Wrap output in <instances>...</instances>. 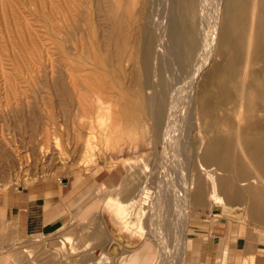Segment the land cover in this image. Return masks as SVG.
I'll use <instances>...</instances> for the list:
<instances>
[{"label":"rangeland","instance_id":"rangeland-1","mask_svg":"<svg viewBox=\"0 0 264 264\" xmlns=\"http://www.w3.org/2000/svg\"><path fill=\"white\" fill-rule=\"evenodd\" d=\"M161 1L163 3V0H155L153 6L155 7L153 12L157 15L161 12L159 9L162 5ZM201 1L204 4L206 3V0ZM209 1L212 2L206 3L205 6L202 2L198 4V0L190 1L193 10L192 14L187 16V21L191 27L190 44L180 47L181 52L178 49L177 53L176 45H169L164 53V59L160 63L161 74L170 80L171 84H169L173 85V89L184 85L189 72V66L185 64L181 66L182 62H194L197 58L204 61L208 54L206 47L210 39L211 29L209 28L212 26V7L214 6L212 3L214 0ZM241 1L225 0L223 8L225 20L235 11L237 15H244V7L239 5ZM246 1L248 5L251 2V0ZM127 2H131V18L136 14L139 0L136 2L137 5L134 4L133 0H123V4ZM257 2L256 19H259L260 16L264 20V0H257ZM206 5H208L207 8ZM202 8H205L204 12ZM109 9L119 13L124 10V7L117 5L115 0H0V62L7 63V69L11 74L7 83L5 81L3 83L2 80L5 79L1 78L0 75V86L3 85L2 88L0 87V162L2 161L0 164V203L5 200L6 195L16 189H24L25 191L36 184L52 183L57 188L67 185L65 197L68 201L74 202L75 206L89 205V210L84 211L90 219V222L86 221L87 225L94 223L95 231L104 227L111 235L112 244L109 251H106L108 254L101 250L97 255V258H100L99 264H119L123 261V264H125L126 260L129 257L132 258L134 254H137V257L139 255L140 262L138 264H144L141 253L146 246L150 249L146 264H155L158 250L151 234H149L151 224L149 218L138 216L137 211L139 208L135 203L136 199L133 201V204H135L131 203L132 205L127 209H124V205L120 203L140 184L144 175L143 167L146 163L151 164L154 149L161 151L160 145L153 147V133H151L153 127L149 122L147 112H141L145 122L144 126L139 125L134 120L139 112V101L141 99L136 93L124 89L131 79L136 78L135 71L141 74L144 73L145 69L146 76L143 79H147L148 82L152 80V75L150 74V66L146 64L143 66L140 61L132 65L126 59L131 44H133L132 32L128 33L127 40L121 44L124 46H122V50L118 52V55L112 54L111 49L114 43L109 46L110 43L105 39V30L108 26L106 15ZM247 14L249 15V13ZM69 17H73L72 22ZM130 18H124V21L129 23ZM61 29L66 32L67 40L64 42L61 41ZM229 29L230 25L227 20L224 30ZM238 29V33L233 32L228 35L229 43L224 40L219 45L221 47L232 45L237 52L236 54L240 56L243 47L239 46V38H245L246 31L243 27ZM258 29L260 30V26L257 21L255 32ZM153 33L155 42H168L164 27L156 32L153 29ZM205 37H207V40ZM87 41L89 44H86ZM252 45L258 53L257 57L251 55L252 58H258L261 62L256 65L255 70L249 75L246 82L242 84L241 79L236 78L229 86L236 101L244 96L245 101L255 107L258 129L254 130L252 135L263 136L264 32H260L258 36L255 35ZM61 47L64 48V51ZM12 48H15V50H12ZM203 49L205 53L201 51ZM14 51L19 56H15ZM10 52L13 53V56L10 55ZM37 55L38 57H36ZM58 57L60 58L58 59ZM13 58L14 60H12ZM28 59L31 61H28ZM61 59L70 64L73 62L77 66L79 65L77 76L81 81L78 80L77 88L68 92L67 95H63L61 92L62 84L59 75ZM212 59L221 62L223 56H213L210 60ZM202 60L200 61L203 62ZM20 61H22V64ZM111 62L117 65L115 75H112V68L109 67ZM24 68L29 71L28 75L22 74ZM15 78L21 81L19 86H15L17 85L14 81ZM56 79H59V81ZM52 84H55V86ZM17 87H19V90ZM7 89L10 90L12 95L9 94L10 92ZM19 91H21V94ZM9 95L12 97L9 98ZM95 96L100 100L98 103L100 107L108 108L110 111L111 118L106 122L96 121L97 106L99 105L95 103ZM3 99L7 100L9 105L4 106L3 104V107L1 104L4 101ZM14 102L15 104H13ZM78 102H81L84 108L82 105V109H78ZM123 110L129 114L128 125H125L121 119ZM80 112H82V115ZM178 121L177 123L182 124L181 126L184 127L185 120L181 118ZM141 126L142 128H140ZM217 134H227L232 138L235 137L234 131L225 132L218 128L204 135L202 147L206 139ZM117 135L120 136L118 139ZM190 139L193 143L198 142L199 136L196 127L191 129ZM87 142L88 144H86ZM197 147L195 145V148ZM233 149L239 151L238 147H233ZM139 155L141 156L138 158ZM240 156L247 165L250 175L254 176L253 170L246 163L243 156ZM226 174L230 176L231 173L227 172ZM203 176V174L200 175V178L205 182ZM150 190L149 188L147 192ZM52 192L51 194H53ZM206 192L205 194L208 197L204 195L203 206H190L191 208H189L186 248L189 249L195 235L204 232L203 230L206 229L205 226H200V223L217 222L221 225L218 226L219 229H225L227 234H238L240 239L246 240V250L252 255L248 259V264H264V223L255 220L250 215H248L249 217L246 215L245 220L243 214L240 217L233 214V211L242 213L243 210L245 212L248 203L242 205L237 203H212L208 199L210 193L208 185ZM144 204L145 202L143 207L146 206ZM115 206L118 208H115ZM122 213L123 215H121ZM0 217H4L3 212H0ZM129 222L131 223L129 224ZM252 222H254V225L257 224L254 226ZM89 231H92V228L86 227V232ZM131 244L133 246H130ZM238 244L241 246L244 242L240 241ZM186 256L188 258V253ZM253 256L257 257L258 262Z\"/></svg>","mask_w":264,"mask_h":264},{"label":"bare ground","instance_id":"bare-ground-1","mask_svg":"<svg viewBox=\"0 0 264 264\" xmlns=\"http://www.w3.org/2000/svg\"><path fill=\"white\" fill-rule=\"evenodd\" d=\"M190 1L191 0H163V3L162 1L160 2L162 5L161 8H159L161 12L159 11L160 14L157 15L153 12V9L155 8L153 7L155 4V0H139V5L137 7L135 6L137 5V0H133L135 4L134 6L136 7L137 11L136 14L130 18L131 2L123 4V0H115V3L119 6H123L124 10L118 13V11L113 12L109 9L106 15L108 26L105 30V39L108 43H110L109 46L113 45L112 43H114V45L112 46L113 50L111 49V51H113L112 54L116 56L118 55V52L121 51L122 46H124L121 44H123L127 40L128 33L132 32L133 44H131V49L126 59L132 65L140 61L143 66H145V64L150 66V74L152 75V80L148 82L147 79H143V77L146 76L145 69L144 73L142 72L141 74L135 71L134 73L136 75V78L131 79L124 89L136 93L137 96L141 99L139 101V112L137 116L134 117V120L139 125L144 126L145 122L141 112H147V117L153 127V132H151L153 133V137L151 136L154 141L153 147L160 145L161 151L154 149L155 151L152 155L153 159L151 164L146 163L143 167L144 175L140 184H138V187L132 193L126 196L120 203L124 205V209H127L133 204V201L136 199L135 203L139 208L137 211V214H139L138 216L141 218L144 216L145 218H149L151 223L149 227V234H151V237L158 250V256L155 264H186L188 247L186 248L185 243L189 208H191L190 206H203L205 201L204 195L205 197L207 196V194H205L207 185L209 186L210 190L208 199L211 200L212 203H237L241 205L243 203H248L245 212H243L242 209V213L240 211L235 212L232 210L234 216L239 215L240 217V215L243 214V217L246 220V217L250 215L255 220H259L264 223V135H252L253 131L258 129V122L256 121L257 111L252 104L245 101L244 96L242 95V97L238 101H236L229 86L230 83L236 78L241 79L242 84L243 82H246L249 78V75H251V73L255 70L256 65L261 62L258 58L257 60L256 58H252L251 56L256 55L255 57H257L258 55L257 51L253 49L254 47L252 45L255 40V35L258 36L260 32H264L263 18L259 16V19H256L258 2L257 0H251L250 4L248 5L246 0H242L240 2L241 4L239 3V5L244 7V15H237V12L235 11L234 13H231V15H229V18L226 20L223 11L225 0H214V2L212 3L214 6L210 4L213 6H211L213 10L211 20L212 26L211 28H209L211 29V32L209 30L210 39L206 47V51L208 54L204 58V61L197 58V60H195L194 62H182L181 66H183V64L189 66V72L185 79L184 85L180 88L173 89V85H170V80L162 76L160 63L164 59V53L169 45H176L177 53L178 49L179 52H181L180 47L190 44L189 36L191 27L187 21V16H189L188 14H192L193 11L191 9ZM208 1L206 0V3L208 4L212 2ZM201 2L202 4H204L203 1L198 0V4H201ZM207 6L208 5H206V8ZM204 9L202 10L203 12ZM247 13H249V15ZM124 18H130L131 21L127 23L124 21ZM60 19L62 20V18ZM141 20H143L144 22H142ZM227 20L229 21L230 29L226 31L224 30V26L225 22L227 23ZM257 21L260 26V30L258 29V31L255 32V24ZM10 23L12 22L10 21ZM162 27H164V30L166 31L168 42H155L153 29L156 32ZM240 27H243L246 31V37L243 39L239 38V46L243 47L241 48L242 51L241 55L239 56L236 54L237 52L234 50L232 45L221 47L219 44L224 40L229 43L228 35L233 32L238 33V28ZM61 33V41L64 42L67 40V37L65 35L66 32L64 31V29H61ZM207 37H205L206 40ZM86 44H89V42L87 41ZM61 49L64 51V48L61 47ZM12 50H15V48H12ZM201 51H204V49ZM91 53L93 54L92 51ZM12 54L10 52V55ZM16 55L18 54L15 52V56ZM220 55L223 56L221 62H217V58L215 60H210V58H212L213 56L218 57ZM36 57H38V55ZM59 58L60 57H58V59ZM12 60H14V58ZM200 60H202L203 62H201ZM28 61L31 60L28 59ZM20 62L22 64V61ZM6 65L7 63L0 62V75L1 78L5 79L2 80L3 83L4 81L5 83H7L10 80L11 75L9 73V70L7 69L8 66ZM59 66L60 82L62 84L61 92L63 95H67L68 92H71L72 90L74 91L77 88V82L79 80L77 72L79 65L77 66L73 62L70 64L66 62V60L61 59ZM116 66L117 65H115V63H109V67L112 68V75H115V73L117 72ZM22 72L23 75H28L29 71L27 69L25 70L24 68ZM36 74H38L37 71ZM56 80L59 81V79ZM14 81L17 84L15 86H19V84L21 83V81H18L16 78L14 79ZM52 85L55 86V84ZM1 86L3 87V85ZM18 88L19 87H17V89ZM7 90L8 92H10L9 89ZM20 92L21 91H19V93ZM9 94H11V92ZM11 95H9V98L12 97ZM3 100L4 101H2L1 103L2 106L3 104L4 106H7L8 101L5 99ZM94 100L95 103L99 105L98 103L100 100L98 99V97L95 96ZM13 104H15V102ZM77 104L78 109H82L83 104L81 102H78ZM104 105L106 104L104 103ZM85 108L87 109L88 107ZM8 109L10 108L8 107ZM80 113L82 115V112ZM121 115V119L124 121L125 125H128V112H125V110H123L121 112ZM110 118L111 114L108 108H102L100 107V105L97 106L96 121L106 122ZM181 118L186 122L185 125L183 122L184 127L181 126L182 124L179 125L177 123V121ZM180 123L182 122L180 121ZM142 126L140 128H142ZM193 127H196L198 131L199 140L197 143H193L190 139L191 129ZM218 128L224 130L225 132L234 131L235 137L232 138L227 134H217L206 139L204 146L202 147L204 135ZM119 137L120 136H118L117 139ZM86 144H88V142ZM195 145H197L198 147L195 148ZM233 147H238L239 151L234 150ZM240 155L243 156V158L246 160V163L253 170L254 176L250 175L248 167L244 163ZM140 156L141 155H139L138 158ZM5 172L7 173V170ZM227 172L231 173L230 176L226 174ZM202 174L204 175L203 177L205 182L200 178V175ZM149 188L151 190L147 192ZM144 202V205H146L145 207H143ZM118 207L115 206V208ZM121 215H123V213ZM130 223L131 222H129V224ZM161 223L164 225V228ZM252 223V225H254V222ZM151 225L153 226L152 228ZM107 232L109 231L107 230ZM130 241L132 242V240ZM130 246L133 245L131 244ZM149 250V247L146 246L141 253L143 257L142 262L144 264H146L149 259ZM106 254L108 253L106 252ZM138 257L137 254H134L132 258L129 257L128 260H126L125 264L131 263L130 261L134 259L140 261V258ZM96 262L100 263L99 261ZM123 262L119 264H123Z\"/></svg>","mask_w":264,"mask_h":264},{"label":"crops","instance_id":"crops-1","mask_svg":"<svg viewBox=\"0 0 264 264\" xmlns=\"http://www.w3.org/2000/svg\"><path fill=\"white\" fill-rule=\"evenodd\" d=\"M65 190L67 185L36 184L5 196L0 203V264H99L97 255L109 251L111 235L104 227L95 231L94 223L87 225L89 205L75 206ZM199 225L206 229L192 238L186 264H248L252 255L245 239L227 234L217 222Z\"/></svg>","mask_w":264,"mask_h":264}]
</instances>
